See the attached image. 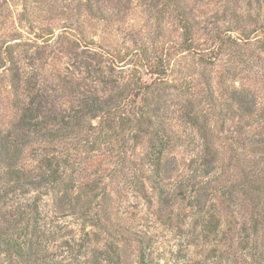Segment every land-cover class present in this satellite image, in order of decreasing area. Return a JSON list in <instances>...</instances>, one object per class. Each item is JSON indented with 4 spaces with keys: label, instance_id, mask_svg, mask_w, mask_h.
<instances>
[{
    "label": "trees",
    "instance_id": "16d2710c",
    "mask_svg": "<svg viewBox=\"0 0 264 264\" xmlns=\"http://www.w3.org/2000/svg\"><path fill=\"white\" fill-rule=\"evenodd\" d=\"M84 1L90 12L100 0ZM207 10L212 16L202 35L197 19ZM160 11L179 31L177 43L164 42L160 48L164 57H133L126 74L120 72L126 59H110L107 69L115 75L109 79L102 57L81 61L85 77L77 86L84 90L77 91L66 109L46 101L35 77L25 95L11 100L12 119L0 129L4 264H159L152 259L148 233L125 226L118 217L122 187L116 182L155 207L160 225L182 229L185 209L193 201L186 202L183 185L173 180L179 169L173 152L183 141L175 140L168 121L177 120L199 134L198 168L208 178L200 197L214 202L213 211L199 208L203 215L195 227L201 236L196 238L205 243L212 236L211 252L227 243L230 254L236 231L240 250L247 248L250 235L264 242V0H163ZM78 39L85 44V37ZM175 52L193 55L204 69H212L225 55L232 69L216 71L204 88L189 84L182 91L171 79ZM6 56L12 53L0 54V68ZM237 65L245 73L241 77ZM15 70L8 69L7 78L14 90L23 81ZM94 83L108 88L105 97L95 93ZM136 149L139 154L133 155ZM28 153L35 162L30 167L24 163ZM93 166L91 174H84ZM31 192L34 196L25 197ZM49 195L54 209L70 210L88 228L82 236L52 231L41 205L42 196ZM238 205L246 210L240 224L234 217ZM58 239L64 240L62 245Z\"/></svg>",
    "mask_w": 264,
    "mask_h": 264
},
{
    "label": "rangeland",
    "instance_id": "374dc122",
    "mask_svg": "<svg viewBox=\"0 0 264 264\" xmlns=\"http://www.w3.org/2000/svg\"><path fill=\"white\" fill-rule=\"evenodd\" d=\"M111 1L100 0L97 4L93 2L92 10L88 12L84 0H0V54L7 55L8 51L12 53L11 57H1L7 61L6 65L0 68L1 130L12 119L11 100L15 94L25 95L29 84L31 86L34 84L33 77L47 93L46 101L52 107L58 103L62 109H66L75 102L77 91L84 90V86L82 89L77 86V83L83 82L85 77L80 67L81 61L102 57L104 76L109 79L115 75V71L109 73L107 69L110 59H126L120 64L122 65L120 68H123L120 72L126 74L132 69L133 63L130 62L129 65L127 63L132 61L133 57L135 60L137 57L138 59L164 57L158 53L160 48L165 47L164 42L179 41V31L175 21L169 16H164L160 11L163 0ZM194 13L196 14V10ZM210 16L212 14L208 17L207 10L197 19L202 35L208 33ZM83 37L85 44L77 43L78 38ZM199 41L204 43L202 37ZM84 45L89 48L82 47ZM228 58L230 59L222 55L221 61L212 69L208 67L204 69L197 64L193 55L175 52L170 62L171 79L177 86H181L182 91H185L186 86L196 85L198 88H204L205 80L210 79L209 81L212 82L216 71L232 69L228 64ZM15 68L17 69L15 71L21 74L23 81L14 90L7 78L8 69ZM241 68L237 65L235 69L239 76L245 74L244 72L240 74ZM87 83L89 85V80ZM93 87L95 93L100 96L105 97V93H108L105 92L108 88L101 83H94ZM171 97L173 104L176 103V93L172 92ZM176 109L177 107L174 106L171 110ZM177 114L170 112L169 115L178 117ZM95 124L96 122H93V125ZM168 125L175 140L183 141V144L173 152L179 162V169L173 180L183 185V193L188 197L186 202L189 199L193 201L194 208L185 209L187 218L182 229L172 230L156 221L155 207L122 186L121 181L118 183V179L116 184L119 185L118 188L122 187L118 217L125 226H132L134 230L148 233V237L153 241L152 259L159 264H189V261L193 264H264V242L260 237L255 239L250 235L249 245L240 250L238 247L240 233L236 231L231 254L226 253L227 243L225 248L221 246L219 247L221 250L211 252V245L215 244L211 242V245H208V241L213 239L212 236H209V240L207 238L205 243L200 240L201 238H196L200 229L195 227V221L203 215L198 211L199 208L208 212V209H213L210 203H214L213 200L208 201V196L200 197L201 194L203 195L200 188L205 186L208 178L201 177L198 168L196 154L199 134L178 120L168 121ZM127 147L130 154L131 142ZM136 154H139L137 149L133 150V155ZM32 157V154H27L24 162L27 167L35 165ZM95 163L96 161L93 162L94 165ZM94 168L95 166L87 167L84 174H91ZM126 175L129 177L131 174L126 172ZM145 185L146 191L150 193L149 185L146 182ZM31 196H34L32 192L25 197ZM196 198L197 202L194 200ZM41 205H44L43 211L48 217L50 228L52 227L54 232H59L60 236L70 233L78 237L83 235L85 229L88 230L81 221L72 216L70 210L54 209L50 195L42 196ZM234 210L236 222L240 224L246 216V210L242 205H238ZM63 241L58 239L56 243L62 245ZM0 264H4L1 258Z\"/></svg>",
    "mask_w": 264,
    "mask_h": 264
}]
</instances>
